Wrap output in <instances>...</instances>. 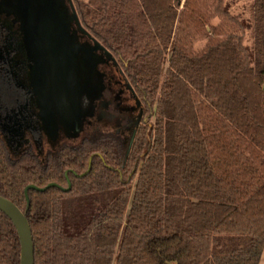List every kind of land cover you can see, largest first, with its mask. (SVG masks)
<instances>
[{
  "label": "trees",
  "instance_id": "trees-1",
  "mask_svg": "<svg viewBox=\"0 0 264 264\" xmlns=\"http://www.w3.org/2000/svg\"><path fill=\"white\" fill-rule=\"evenodd\" d=\"M181 1L73 0L84 29L122 64L147 123L131 145L82 142L45 161L10 160L0 145V196L23 212L26 186L70 183L28 191L34 264H259L264 0H254L255 61L223 0ZM19 252L0 212V264H19Z\"/></svg>",
  "mask_w": 264,
  "mask_h": 264
},
{
  "label": "flooded vegetation",
  "instance_id": "flooded-vegetation-1",
  "mask_svg": "<svg viewBox=\"0 0 264 264\" xmlns=\"http://www.w3.org/2000/svg\"><path fill=\"white\" fill-rule=\"evenodd\" d=\"M40 52L46 66L35 71ZM146 123L122 64L73 0H0V145L10 160L45 161L77 140L125 143Z\"/></svg>",
  "mask_w": 264,
  "mask_h": 264
},
{
  "label": "rangeland",
  "instance_id": "rangeland-1",
  "mask_svg": "<svg viewBox=\"0 0 264 264\" xmlns=\"http://www.w3.org/2000/svg\"><path fill=\"white\" fill-rule=\"evenodd\" d=\"M86 2L87 0H82ZM181 1V7H182ZM254 0H223L222 5L223 9L235 19L238 24L241 26L239 31V35L242 38L243 46L248 50L251 55L253 61L260 59L258 54V50L260 48L262 36H263V28L261 27L260 23H258L257 18L254 16L255 7H254ZM219 23V19L215 18L207 23L206 29L208 32H211L214 27ZM205 40H201L197 42L194 46L195 49L199 50L202 49L205 45ZM115 56V55H114ZM170 57L169 51L167 52V59ZM115 59L118 61V58L115 56ZM166 70V66L164 71ZM154 123V117L150 119L148 122V127L150 128ZM133 128V127H132ZM90 132H87L89 134ZM121 139H124L120 136ZM133 136L131 138L128 137L125 141L132 142ZM127 142V143H128ZM131 144V143H130ZM73 147L74 145H78V140L76 143L71 144ZM134 185V182H132Z\"/></svg>",
  "mask_w": 264,
  "mask_h": 264
},
{
  "label": "water",
  "instance_id": "water-1",
  "mask_svg": "<svg viewBox=\"0 0 264 264\" xmlns=\"http://www.w3.org/2000/svg\"><path fill=\"white\" fill-rule=\"evenodd\" d=\"M35 62V71L45 67V61L43 53L40 52L38 55H33ZM67 65L69 63H66ZM70 67V64H69ZM59 70V69H57ZM60 71V70H59ZM91 158L89 159V166L85 173L79 175V177L84 176L90 171ZM67 175V174H66ZM51 187L59 188L62 191H68L70 189V183L68 181L67 188H62L54 183L48 184L46 187H37L34 185H28L24 189V196L26 200V208L24 212L19 209L12 201L0 196V212L3 213L13 224L16 234L19 240L20 252H19V264H34V244L32 239V233L30 230L29 222L25 216L29 208V198L28 191L34 190L37 192H44Z\"/></svg>",
  "mask_w": 264,
  "mask_h": 264
},
{
  "label": "crops",
  "instance_id": "crops-1",
  "mask_svg": "<svg viewBox=\"0 0 264 264\" xmlns=\"http://www.w3.org/2000/svg\"><path fill=\"white\" fill-rule=\"evenodd\" d=\"M259 264H264V250H263V252L261 254V258L259 260Z\"/></svg>",
  "mask_w": 264,
  "mask_h": 264
}]
</instances>
